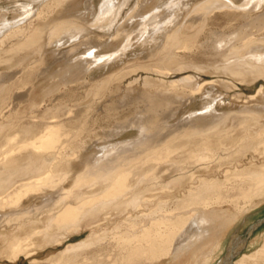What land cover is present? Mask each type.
<instances>
[{
    "label": "bare ground",
    "instance_id": "6f19581e",
    "mask_svg": "<svg viewBox=\"0 0 264 264\" xmlns=\"http://www.w3.org/2000/svg\"><path fill=\"white\" fill-rule=\"evenodd\" d=\"M72 1L0 0V58L11 55L2 56L4 63H0V207L15 201V208L0 212V235L11 227L32 228L24 239L10 240L14 248L10 259L34 254L35 238L42 239L44 244L38 247L42 249L55 236L59 239L54 242L61 244L68 237L88 232L86 240L48 262L96 264L93 255L107 233L101 227L130 208L138 214L132 217L134 221L149 224L126 229L117 225L112 231L128 235V244L153 235L160 251L157 264H218L220 259L214 257L226 251L227 231L240 211L221 214L212 209L209 213L211 207L205 204L203 211L195 208L185 212L177 224L173 219L180 214L176 208L167 209V201L155 191L164 189L169 177V183L182 189L188 185V196L178 206L208 199L207 192L226 184L203 176L214 171L205 161L215 162L221 152L228 153L234 146L252 151L253 144L261 142L264 0H207L189 23L180 27H175V20L184 0H151L153 4L145 13L140 11L143 0H139L126 20L139 18L135 31L125 25L117 28L131 0H99L92 7L93 2L85 4L91 23L85 12L62 15ZM5 2L17 9L11 19L1 13ZM219 16L230 18L221 28L214 26ZM238 24L234 31L227 29ZM162 32L168 34L166 42L148 63L95 76V71L109 70L111 63L123 57L135 37L146 43ZM125 38L118 48V39ZM6 40L11 42L9 48L3 47ZM83 45L85 50L78 52ZM197 56L204 57L206 65H198ZM186 70L228 80L202 82V76ZM178 72L185 76L178 78ZM140 81L144 88L133 98L130 95ZM125 82L127 93L118 98ZM215 84L228 90L240 88L238 84L260 87L243 109L216 117L212 114L217 111ZM197 95L202 98L201 108L172 124L184 104L190 105ZM134 105L133 117L118 118L120 111ZM209 117L211 121L200 123ZM112 121L115 123L108 125ZM239 128L243 136L233 138L227 148L223 137ZM129 130L137 134L127 139ZM223 159L219 158L220 162ZM190 163L194 166L189 167ZM249 163L227 170V180L250 192L248 198H261L264 162ZM148 171L151 174L147 175ZM132 172L135 178L125 184ZM23 201L29 204L21 206ZM261 239L255 252H240L232 264H264V234L252 243ZM130 252L134 255L138 250Z\"/></svg>",
    "mask_w": 264,
    "mask_h": 264
},
{
    "label": "rangeland",
    "instance_id": "374dc122",
    "mask_svg": "<svg viewBox=\"0 0 264 264\" xmlns=\"http://www.w3.org/2000/svg\"><path fill=\"white\" fill-rule=\"evenodd\" d=\"M98 1L99 0H73L72 3L69 4V6L66 8L65 12L62 15L65 17H68V16L78 15L80 13L85 12L86 19H87L88 23H91L92 16L90 14H87L86 5L91 4L93 2L90 5V7H92V5H97ZM138 1L139 0H131L129 8H126L124 10V12L122 13V15H121V17L117 23V28H119L121 25H125V26H127V28L133 27L132 28L133 31H135L139 28V27H136V24H137L136 20L139 19L138 17H133L130 20L126 21L132 12L131 9L133 7H135V5L137 4ZM206 1L207 0H184L185 5L182 6L181 7L182 9L179 10L177 13L178 17L175 20V22H176L175 27H180L181 25H184L185 23L188 24L189 21L191 20V18L196 13L198 7H200V5L204 4ZM9 3L10 2H5V4L4 3L2 4L3 10L1 11V13H5L6 16H8V18L11 19L13 17V15L15 14V12L17 11V9L14 10L13 7H10V5H7ZM152 4L153 3H151V0H143V2L140 3L141 13H145L146 12L145 9L150 7ZM7 8H8V10H7ZM232 18L234 19L235 17L232 16ZM228 19H230V18L219 16L215 20L214 26L221 28L222 26H225L226 21ZM239 27H240V25L238 24V25H235L234 27H228L227 29L229 31H234ZM91 29H93V28H90V30ZM170 33H172V31L169 32V34ZM114 34H115V31H113L110 34V39L113 38ZM167 35L168 34H166L165 32L159 33L155 40H150L149 42H146V43H144L143 41H140L141 39H138L139 37H135L133 39V41L131 42V45H130L131 47L129 46L126 49V54L123 55V57L117 59L118 61L111 63L109 70H102V71L97 70V71H95V76H102L101 74H103V76H106V74L112 75L113 73L116 74V72H119V70H121L123 67L133 68L136 65L148 63L152 59L153 54L156 52V50H159L161 48V46L164 44V42H166ZM126 39L127 38H125L124 40L118 39L117 47L120 48ZM10 43H11L10 40H6L3 44V47L9 48L11 45ZM85 48H86L85 45L81 46L79 48L78 52H83L85 50ZM2 56H4L5 58H7V57L9 58L11 55L10 54L1 55L0 63H4V59ZM196 60H197L198 65H206V63H207L206 59L202 56H197ZM51 63H53V61H51ZM55 66H56L55 72H57V70H58L57 66L58 65H55ZM186 71H188V70H186ZM183 73H185V71ZM188 73L202 76V79H203L202 82L203 81H210V80L211 81L219 80L221 82V81L228 80L225 76L216 77L215 74H212L209 72H207V73L194 72L193 73L191 70H189ZM141 74H142L141 81H144L145 76L143 73H141ZM175 75H177L178 78L185 76V74H181L180 72L176 73ZM141 81H140V85L138 86V88H140V89L138 90V88H137L135 93H132L130 95L131 97L134 98V97L138 96L140 91L143 90L144 82H141ZM141 83H142V85H141ZM238 85H240V88L236 87V88H232V89L228 90V89L222 87L221 84H215L214 88L216 90H214V91L217 92L216 93V95H217L216 96V98H217V104H216L217 111L212 112V114L214 116L217 117L220 114L222 115V113L223 114H229L231 112H236L238 110L243 109L247 103V99L251 95L255 94V92L260 87V84H256L252 89H250L251 87H248V86H244L241 84H238ZM122 88L124 90L120 91V93L118 94V98L122 97V95H125L127 93L126 90L128 88V83L125 82L123 84ZM208 89H209V87H208ZM231 90H233V91H231ZM200 97H201L200 95H197L192 100L193 102L191 101L192 103L190 105L188 102L185 103L184 106L182 107L183 109H181L178 117L175 120L171 121V123L177 124V122H179V120L188 117V115L190 114L191 111H193V112L198 111L202 106V100H200L202 98H200ZM259 101H262V99H259ZM189 106L191 108H189ZM135 108L136 107L134 105V106H129L126 109L120 111L118 114V118L120 120H123L125 118V120H126V119H129L130 117H133L135 112H136ZM207 121H211V118L209 117V119L201 120L200 123H204ZM113 123H115V121H112L108 125H112ZM102 124L105 125L104 122H102ZM131 134L136 135L137 131L136 130H129L126 133L127 139H130V137H128V136H130ZM241 136H243L242 128H239L235 132L230 133L228 136H224L222 140L227 143V148H228V147H230V141L233 138H236V137L238 138ZM258 139L261 142L260 143H258V142L254 143L253 144L254 150H252V151L247 150V152H245L242 149L239 150L238 147L234 146V147L228 148V153L227 152H221V154L218 155V160H216L215 162L210 163L209 160L205 161V164L206 163L210 164L208 166H211L210 168L214 169V171L204 173L203 176H205L209 179L210 178H216L219 181H222V183L226 184V186H222L218 190H213V191L207 192L206 195L209 198L208 199L204 198L203 199L204 201L203 200H197V201H194L193 203L189 202V204H186L184 206H182V204L178 206V204L181 203L182 200H184L188 196V193H187L188 185H186L185 188L182 189L177 185L175 186V185L169 183L170 178L167 177L165 179V182H164L165 183L164 189L161 190V188H160V189L156 190L155 192H157V195H159V198L162 199L163 202L167 201V203L164 202L165 207L167 209L176 208V213L180 214V218L173 219V220L175 222H177V224H179V222H181V220H182L181 218L184 217L185 212L190 211V210L195 209V208H199L201 211H203L204 207L207 205L209 207H211L207 211L209 213L212 211V209H214L215 211H219V213H221V214H224V213L229 212V211L230 212L240 211V213H241L240 217L237 219V221L233 222V224L231 225V227L227 231L226 238H227V241L229 242V239L234 234H236V233L237 234H243L251 224H253L256 220L263 218L264 217V196L261 198H256V197L255 198L254 197L248 198V195L250 192H248L246 189H245V191L241 190L243 188H241V187L239 188V187H237V185H233L234 183H232V182H234V181L232 180V182H231V180H227L230 177H226V175H227L226 171L227 170L233 171L234 168H236V167H238V168L243 167L244 168L246 166H249L250 165L249 161H252V162L256 163L257 165H260V164H262V162H264V154H261V152L264 150V133L262 134V136L258 137ZM244 141L245 140L240 141V145L243 144ZM208 154L215 155V157L217 156L216 154H214L212 152H208ZM219 158H224V159L222 160V162H220ZM211 161H213V160H211ZM190 164H192V165H190ZM190 164H189V167L194 166L193 163H190ZM218 164L222 165L221 168H219ZM144 167H146V165ZM150 172L151 171H148L147 175L151 174ZM214 174H215V176H214ZM134 178H135V173H133V172L130 173L129 178L127 180H125V184H128V180L131 181ZM196 184H195V186H196ZM239 186H240V184H239ZM169 191H171V192H169ZM184 193H185V195H184ZM248 203H251V204H248ZM28 204H29V202L23 201V203H21V206H26ZM205 204H207V205H205ZM170 205H171V207H170ZM13 208H15V201L10 200L7 204L0 207V212L8 211V210L13 209ZM245 208L247 209V211L245 210ZM244 210H245V212H244ZM137 216H138V214L133 212V210L129 208L123 216H118L111 223L101 227V230H103L104 232H107V233H105L104 237H102L104 240H103V243L101 244V247H99L100 249L99 250L97 249L96 250L97 252L95 251V253H97V254L93 255L94 257H96V260H95L96 264H152V263L157 262V260L159 259V256H160L159 255L160 251H158L159 246L156 244L155 237L153 235L141 236L140 238H138V240L131 242V244H128V242H126V240H128V235H123L124 233L123 234H120V233L114 234L112 231L113 228L116 227L117 225L121 226V228L126 229V228L133 226V225H146V224L148 225L149 224L146 221L145 222L144 221L143 222L134 221V219L137 218ZM132 217L134 219H132ZM151 223L153 226L156 225V223H154V222H151ZM10 225H12V222ZM32 225H34V224H32ZM38 226L40 227L41 224H39ZM31 229L32 228L29 227V225L24 226V228L22 227L20 229L18 227H16L15 229H13L11 227L10 229H7V231L4 232V235H0V264H28V262H31V261H35L36 264H49L48 260L53 259L52 258L53 256H58L61 252H64L66 250H71V248H73L74 245H77L79 242L86 240L88 235H89V233L86 232L82 236L68 237L61 244H57L54 242L56 239H59L58 236H55L53 238V240L49 244L46 243L42 249L38 248L40 245L44 244L41 242L42 239L41 238H35L34 242L36 241L35 242L36 245H35V247H32V249H31V250L35 251L34 254L30 255L27 258H25L24 255H21L16 260L10 259L11 255H13L12 252L14 250V248L10 245V242L14 239V237H21V239H24L25 237H27L26 235L31 233L30 232ZM19 230H21V231H19ZM104 232L101 233V231H100L99 233H101L103 236ZM0 233H1V231H0ZM262 233L264 234V224L261 227H259L252 234V236L248 239V242H247L248 246L242 251L241 254H244V253L252 254L253 252H255L259 248V246L262 244L263 240L261 239L256 244H253L252 240L255 237H257V235L262 234ZM133 249L138 250L137 253H134L135 256L132 255L130 252ZM206 249H209V247L207 246ZM99 251H101V252H99ZM154 251H158V252L154 253ZM98 252H99V255H98ZM223 255L224 254L221 255V252H220L219 254H217L214 257L215 258L214 260L221 259V257Z\"/></svg>",
    "mask_w": 264,
    "mask_h": 264
},
{
    "label": "water",
    "instance_id": "95a60500",
    "mask_svg": "<svg viewBox=\"0 0 264 264\" xmlns=\"http://www.w3.org/2000/svg\"><path fill=\"white\" fill-rule=\"evenodd\" d=\"M263 224L264 217L251 224L242 235L237 234L236 236H233L230 239L226 251L219 260L218 264H232L235 257H237L240 252L245 249L247 239H249L252 234Z\"/></svg>",
    "mask_w": 264,
    "mask_h": 264
},
{
    "label": "crops",
    "instance_id": "0c3cea01",
    "mask_svg": "<svg viewBox=\"0 0 264 264\" xmlns=\"http://www.w3.org/2000/svg\"><path fill=\"white\" fill-rule=\"evenodd\" d=\"M152 264H157V262H155V263H152ZM177 264H179V263H177ZM187 264H193V262H188Z\"/></svg>",
    "mask_w": 264,
    "mask_h": 264
}]
</instances>
